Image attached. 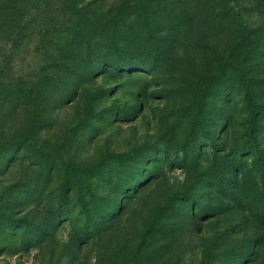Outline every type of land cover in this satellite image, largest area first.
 Here are the masks:
<instances>
[{"label":"rangeland","instance_id":"rangeland-1","mask_svg":"<svg viewBox=\"0 0 264 264\" xmlns=\"http://www.w3.org/2000/svg\"><path fill=\"white\" fill-rule=\"evenodd\" d=\"M264 0H0V264H264Z\"/></svg>","mask_w":264,"mask_h":264},{"label":"trees","instance_id":"trees-1","mask_svg":"<svg viewBox=\"0 0 264 264\" xmlns=\"http://www.w3.org/2000/svg\"><path fill=\"white\" fill-rule=\"evenodd\" d=\"M250 142V144L254 147V149H255V151L258 153V154H262L263 155V153H264V150L260 147V145L256 142V141H254V140H249Z\"/></svg>","mask_w":264,"mask_h":264}]
</instances>
